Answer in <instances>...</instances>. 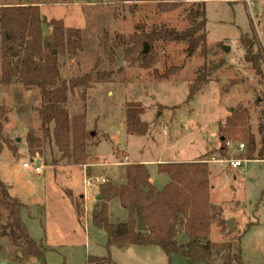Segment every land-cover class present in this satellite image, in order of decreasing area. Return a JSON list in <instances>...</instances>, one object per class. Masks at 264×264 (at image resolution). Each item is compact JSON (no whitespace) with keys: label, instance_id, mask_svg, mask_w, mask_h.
<instances>
[{"label":"rangeland","instance_id":"374dc122","mask_svg":"<svg viewBox=\"0 0 264 264\" xmlns=\"http://www.w3.org/2000/svg\"><path fill=\"white\" fill-rule=\"evenodd\" d=\"M19 2L39 6L45 37L52 33L48 24L54 19L82 32V44L74 52L66 48L56 53L63 79L91 77L89 85L71 89L66 103L70 118L88 134L87 158L75 162L52 139L30 153L28 136L45 137L39 89L0 84V106L9 118L0 178L25 205L22 218L45 254V261L24 257L0 236V261L88 264L91 257L107 258L104 264H194L179 253L170 260L157 245L108 250L107 234L93 218L106 204L112 223L128 221L118 198L97 199L104 184L126 183L128 164H145L152 184L162 190L170 176L159 172V163L201 161L210 170L208 239L218 252L211 263L264 264V76L246 60L240 40L248 34L264 49V0H255L253 7L245 0H205L206 48L191 57L186 43L149 44L146 36L161 29H188L189 14L197 9L194 0H177L167 10L157 1L137 0H0V5ZM202 73L210 80L191 98L190 87ZM131 103L145 108L142 120L149 124L148 134L127 133ZM235 113L242 117L228 125ZM73 142L72 135L71 148ZM233 159L247 162L232 169ZM87 178L94 186H87ZM188 241L180 228L178 243ZM239 243L241 263L233 258Z\"/></svg>","mask_w":264,"mask_h":264},{"label":"trees","instance_id":"16d2710c","mask_svg":"<svg viewBox=\"0 0 264 264\" xmlns=\"http://www.w3.org/2000/svg\"><path fill=\"white\" fill-rule=\"evenodd\" d=\"M25 1V0H21ZM157 1L164 10L170 9L177 0H137ZM197 9L189 14L191 26L184 30L161 29L146 36L150 44L156 40L183 42L187 44V55L193 56L199 48L205 49L207 43V14L205 0H194ZM170 5V6H169ZM49 36L44 35L45 18L39 6L28 2L13 5H0V84H22L26 89L37 87L42 97L40 109L41 130L44 139L28 136L30 153L38 152L35 146L42 147V141L52 139L66 157L80 162L87 158L86 140L88 134L77 119L70 118L66 103L71 89L89 85L90 75L63 79L60 73L59 56L56 51H75L82 44L80 29L67 28L62 20H51ZM247 61L264 76V49L256 37L248 34L240 37ZM257 46L256 50L255 47ZM206 73L199 74L190 87L193 98L209 82ZM145 108L131 103L126 110L127 133L143 136L149 132V124L142 120ZM8 110L0 106V152L7 143L4 136ZM242 113H235L228 119L233 125ZM73 135V148L71 137ZM160 173H167L170 182L157 190L152 184L147 166L143 163L128 164L127 180L122 185L107 183L102 186L103 198H118L128 211L129 219L118 224L112 223L108 216V206L94 218V224L107 234L108 250L112 246H160L172 260L173 253L181 254L190 263L212 264L215 245L208 239L212 217L209 210L210 170L206 162L159 163ZM25 205L9 192V186L0 178V236L7 237L10 243L23 251L24 257H35L45 261L41 245L30 235L22 218L21 209ZM78 214L81 212L77 205ZM42 207L41 218L45 211ZM138 213L144 218L148 231L137 230ZM180 228L189 237L186 245L178 243ZM241 240V238H240ZM233 258L242 262L241 244L237 245ZM107 258H91L88 264H104ZM111 262V258H109Z\"/></svg>","mask_w":264,"mask_h":264},{"label":"built area","instance_id":"2783aa9c","mask_svg":"<svg viewBox=\"0 0 264 264\" xmlns=\"http://www.w3.org/2000/svg\"><path fill=\"white\" fill-rule=\"evenodd\" d=\"M245 1H246V3H247L250 7H253V5L255 4V0H245ZM244 148H245V144H240V149H241V150H244ZM246 162H247L246 159H233V160H231V161L229 162V164H230L231 168H233V169H237V168H239V167H242ZM24 166H25V167H29V164H28V163H25ZM36 171H37L38 173H40V172H41L40 167H37V168H36ZM101 182H106V179L103 178V179L101 180ZM86 184H87V186H90V187H91V186H94V183H92V179H91V178H87V180H86Z\"/></svg>","mask_w":264,"mask_h":264},{"label":"water","instance_id":"95a60500","mask_svg":"<svg viewBox=\"0 0 264 264\" xmlns=\"http://www.w3.org/2000/svg\"><path fill=\"white\" fill-rule=\"evenodd\" d=\"M148 45L147 44H144V53H147L148 52ZM103 198V195L102 194H99L97 199L100 200ZM230 223V226H232V220L229 221ZM137 230L139 231H148V226L147 224L145 223L144 221V218L143 216L141 215V213H138V220H137V226H136ZM22 255V254H21ZM7 260H3V261H0V264H7Z\"/></svg>","mask_w":264,"mask_h":264},{"label":"crops","instance_id":"0c3cea01","mask_svg":"<svg viewBox=\"0 0 264 264\" xmlns=\"http://www.w3.org/2000/svg\"><path fill=\"white\" fill-rule=\"evenodd\" d=\"M233 169V168H232ZM238 169V168H237Z\"/></svg>","mask_w":264,"mask_h":264}]
</instances>
